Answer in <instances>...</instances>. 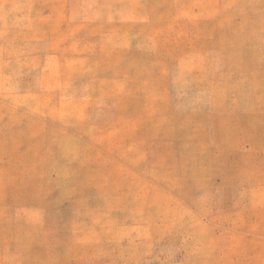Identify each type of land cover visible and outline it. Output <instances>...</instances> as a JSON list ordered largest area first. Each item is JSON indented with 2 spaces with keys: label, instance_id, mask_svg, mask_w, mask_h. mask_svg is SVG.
<instances>
[{
  "label": "rangeland",
  "instance_id": "rangeland-1",
  "mask_svg": "<svg viewBox=\"0 0 264 264\" xmlns=\"http://www.w3.org/2000/svg\"><path fill=\"white\" fill-rule=\"evenodd\" d=\"M0 264H264V0H0Z\"/></svg>",
  "mask_w": 264,
  "mask_h": 264
}]
</instances>
